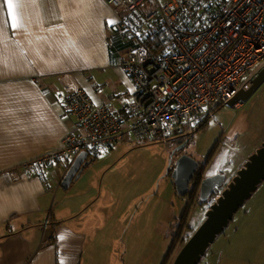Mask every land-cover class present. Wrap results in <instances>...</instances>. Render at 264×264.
<instances>
[{
    "label": "crops",
    "instance_id": "obj_1",
    "mask_svg": "<svg viewBox=\"0 0 264 264\" xmlns=\"http://www.w3.org/2000/svg\"><path fill=\"white\" fill-rule=\"evenodd\" d=\"M13 3L15 29L0 0V264H81L83 230L111 193L81 194L80 180L63 190L66 172L59 165L42 175H24L23 166L58 149L73 131L67 109L56 101L59 75L72 74L94 107L122 112L134 87L121 59L134 45L121 36V16L106 0ZM14 169L21 172L18 181L10 179Z\"/></svg>",
    "mask_w": 264,
    "mask_h": 264
},
{
    "label": "built area",
    "instance_id": "obj_2",
    "mask_svg": "<svg viewBox=\"0 0 264 264\" xmlns=\"http://www.w3.org/2000/svg\"><path fill=\"white\" fill-rule=\"evenodd\" d=\"M106 2L121 16V36L134 45L121 59L134 87L130 119L106 105L94 107L72 74L59 75L56 101L73 131L58 149L27 162L24 175H42L56 164L66 172L82 152L101 158L127 136L167 143L214 117L264 67V0ZM11 174L21 176L17 169Z\"/></svg>",
    "mask_w": 264,
    "mask_h": 264
},
{
    "label": "rangeland",
    "instance_id": "obj_3",
    "mask_svg": "<svg viewBox=\"0 0 264 264\" xmlns=\"http://www.w3.org/2000/svg\"><path fill=\"white\" fill-rule=\"evenodd\" d=\"M183 135L185 146L178 137L163 143L127 136L85 168L76 191L91 198L102 189L111 195L95 205L104 209L83 230L88 240L81 264H163L189 201L176 192L169 168L186 154L202 165L208 162L206 176L233 180L264 143V82L241 107L223 106L203 128L186 127ZM226 182L217 192L222 193ZM210 203L190 206L183 238L202 225ZM54 204L57 212L61 207ZM200 264H264V181Z\"/></svg>",
    "mask_w": 264,
    "mask_h": 264
},
{
    "label": "water",
    "instance_id": "obj_4",
    "mask_svg": "<svg viewBox=\"0 0 264 264\" xmlns=\"http://www.w3.org/2000/svg\"><path fill=\"white\" fill-rule=\"evenodd\" d=\"M263 82L264 67L242 86L227 106H235L237 102L246 101ZM180 134H183V131H180ZM88 157L86 152H82L66 171L61 182L63 190H68L70 185L79 179L90 164L86 161ZM199 167L200 163L189 155L184 154L177 159L171 177L175 190L180 196L185 197L189 194L191 183ZM263 181L264 143L257 152L249 157L247 163L225 186L222 193L214 199L206 213L205 221L179 251L173 264H200L210 246L230 225L237 212L257 191ZM225 182L226 176L222 174L206 176L199 188V201L209 202L213 194L224 186Z\"/></svg>",
    "mask_w": 264,
    "mask_h": 264
},
{
    "label": "trees",
    "instance_id": "obj_5",
    "mask_svg": "<svg viewBox=\"0 0 264 264\" xmlns=\"http://www.w3.org/2000/svg\"><path fill=\"white\" fill-rule=\"evenodd\" d=\"M148 40V39H147ZM127 101H126V103L124 104V107H123V109H122V112H116L117 113V115L121 118V119H123L124 121L126 120V121H129V119H130V116L127 114V109H128V107H127ZM221 108V107H220ZM219 108V109H220ZM218 109V110H219ZM209 121V120H208ZM207 124V121H205L202 125H200V126H198L196 129H201V128H203L205 125ZM135 139V138H134ZM126 140V138L123 140V141H121L120 143H118L117 144V146L119 145V144H121L122 142H124ZM136 140V139H135ZM116 146V147H117ZM116 149V148H115ZM114 149V150H115ZM214 150H215V148L212 150V153L214 152ZM111 151H113V150H111ZM111 151H109V152H111ZM109 152H107V153H109ZM211 153V154H212ZM106 154V153H105ZM104 154V155H105ZM103 155V156H104ZM102 156V157H103ZM89 160H87V162H90V164H91V162H93V161H95V160H97V159H99V158H95V157H91V156H89ZM209 159H210V157H209ZM208 159V160H209ZM57 165V164H56ZM208 162L207 163H205V164H200V167H199V169L197 170V172H196V174H195V177H194V179H193V181H192V183H191V186H190V192H189V194L187 195V196H185V197H189V201H188V203H187V205H186V207H185V209H184V212H183V215H182V218H181V221H180V226H179V231H178V233H177V235L173 238V245H172V248H171V250H170V252L168 253V255H167V257H166V259H165V261L163 262V264H173V262H174V259H175V257L177 256V254L179 253V251L182 249V247L185 245V243L189 240V238L192 236V234L191 235H189L187 238H183V234H184V232L186 231V228L188 227V218H189V215H190V213H191V210H192V208H194L195 206H204L205 205V203H207V202H200L199 201V188H200V185H201V182H202V180L206 177V171H207V168H208ZM174 169V168H173ZM173 169L172 168H169V174H171L172 173V171H173ZM78 180V179H77ZM227 181V180H226ZM231 181V180H230ZM229 181V182H230ZM229 182H226V183H229ZM227 185V184H226ZM225 185V186H226ZM225 188V187H224ZM221 193L220 192H216V193H214L213 194V196L211 197V200L210 201H212L211 203H213L214 202V199L217 197V196H219ZM210 201H209V203H210ZM210 203V204H211ZM190 206H191V210H190ZM210 208V205L208 206V207H206V210H208ZM50 223H51V221H50V219L48 220V226L50 225ZM204 258V257H203ZM202 258V259H203ZM202 261V260H201Z\"/></svg>",
    "mask_w": 264,
    "mask_h": 264
},
{
    "label": "snow or ice",
    "instance_id": "obj_6",
    "mask_svg": "<svg viewBox=\"0 0 264 264\" xmlns=\"http://www.w3.org/2000/svg\"><path fill=\"white\" fill-rule=\"evenodd\" d=\"M5 3L8 7L9 17H10L11 22H12L11 26L13 29H15V28L19 27V22H18V19L15 15L14 11H13V9H14L13 0H5Z\"/></svg>",
    "mask_w": 264,
    "mask_h": 264
},
{
    "label": "flooded vegetation",
    "instance_id": "obj_7",
    "mask_svg": "<svg viewBox=\"0 0 264 264\" xmlns=\"http://www.w3.org/2000/svg\"><path fill=\"white\" fill-rule=\"evenodd\" d=\"M175 137H178V138H180L182 141L180 142L181 144H184V146H185V144L187 145V140L185 139V136L183 135V134H179V135H177V136H175ZM182 137V138H181ZM169 142V141H168Z\"/></svg>",
    "mask_w": 264,
    "mask_h": 264
}]
</instances>
